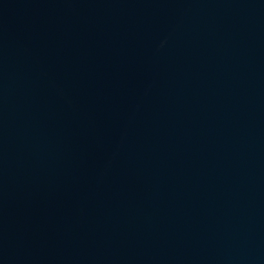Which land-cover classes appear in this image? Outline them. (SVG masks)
I'll use <instances>...</instances> for the list:
<instances>
[{"label":"water","instance_id":"water-1","mask_svg":"<svg viewBox=\"0 0 264 264\" xmlns=\"http://www.w3.org/2000/svg\"><path fill=\"white\" fill-rule=\"evenodd\" d=\"M0 264H264V0H0Z\"/></svg>","mask_w":264,"mask_h":264}]
</instances>
